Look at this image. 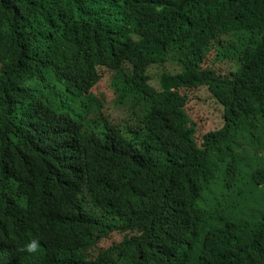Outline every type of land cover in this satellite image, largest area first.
<instances>
[{"label":"trees","instance_id":"16d2710c","mask_svg":"<svg viewBox=\"0 0 264 264\" xmlns=\"http://www.w3.org/2000/svg\"><path fill=\"white\" fill-rule=\"evenodd\" d=\"M0 264H264V0H0Z\"/></svg>","mask_w":264,"mask_h":264},{"label":"rangeland","instance_id":"374dc122","mask_svg":"<svg viewBox=\"0 0 264 264\" xmlns=\"http://www.w3.org/2000/svg\"><path fill=\"white\" fill-rule=\"evenodd\" d=\"M227 64L223 65V68L226 70ZM201 95V94H199ZM204 112H206L208 115H204L207 121V128H211V130H216L220 127L221 125V116L219 113H216V111L212 107L204 108ZM255 162V159L253 160ZM217 199L224 201L226 197L222 195H218ZM213 204V199L208 198L207 200V205L212 206Z\"/></svg>","mask_w":264,"mask_h":264},{"label":"clouds","instance_id":"9594fccd","mask_svg":"<svg viewBox=\"0 0 264 264\" xmlns=\"http://www.w3.org/2000/svg\"><path fill=\"white\" fill-rule=\"evenodd\" d=\"M41 250V243L38 238H32L20 246L17 251L27 253L30 255H35Z\"/></svg>","mask_w":264,"mask_h":264},{"label":"bare ground","instance_id":"6f19581e","mask_svg":"<svg viewBox=\"0 0 264 264\" xmlns=\"http://www.w3.org/2000/svg\"><path fill=\"white\" fill-rule=\"evenodd\" d=\"M162 150H163V149H162ZM160 151H161V149H160ZM160 151H159V152H160Z\"/></svg>","mask_w":264,"mask_h":264}]
</instances>
